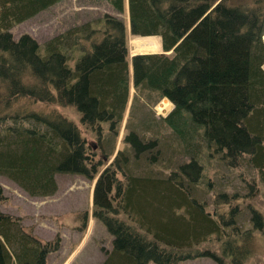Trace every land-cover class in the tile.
<instances>
[{"label": "trees", "instance_id": "trees-1", "mask_svg": "<svg viewBox=\"0 0 264 264\" xmlns=\"http://www.w3.org/2000/svg\"><path fill=\"white\" fill-rule=\"evenodd\" d=\"M59 1L0 0V174L33 196L54 194L58 173L95 180L92 216L113 237L103 264H245L262 214L251 206L254 228L242 229L237 207L217 218L198 188L209 153L264 179V0H106L115 12L44 45L14 37L13 26ZM128 33L160 37L162 51L130 56ZM163 97L174 103L166 115L144 111ZM129 108L132 154L97 157L80 124L98 139L118 134ZM172 148L188 158L158 159ZM23 219L0 208V264H47L60 235L45 239ZM212 234L218 247L201 248Z\"/></svg>", "mask_w": 264, "mask_h": 264}, {"label": "rangeland", "instance_id": "rangeland-1", "mask_svg": "<svg viewBox=\"0 0 264 264\" xmlns=\"http://www.w3.org/2000/svg\"><path fill=\"white\" fill-rule=\"evenodd\" d=\"M106 11L115 12L106 0H61L16 24L11 31L15 38L28 33L44 45L53 36L70 27L93 21ZM117 16L122 17L123 15L117 12ZM139 37L155 39L158 42V48L139 49L135 40ZM160 43L158 36H133L128 33L130 56L141 52H159L162 49ZM141 103L138 102V104ZM161 103L165 105L164 109ZM34 106L40 109L50 108L44 104ZM172 108L169 100L166 102L161 99L155 105L145 106L144 111L150 116L154 114L158 116L166 115ZM61 111L67 116H77L76 112L70 108L61 109ZM129 112L130 108L119 127L118 134L103 129L101 139H98L93 131L80 124L87 146L90 147L89 150L97 157L105 159L108 156L104 155L108 152L112 155L110 159H113L120 149L132 154L130 144L124 139L130 129L127 127ZM76 121L80 123L78 119ZM166 133L168 136L165 137L164 144H169L172 140L171 135H169L170 132ZM177 152L172 148L165 157L160 154L158 159H167V162L173 159L177 163L188 158L187 156L182 158L176 154ZM205 159L206 175L203 177L205 182L203 181L198 188L199 200L205 202L207 210L217 218L223 215L226 219L232 207H237L239 212L236 216V225L242 229H253L251 206L260 211L264 220V179L259 171L252 169L247 161L244 162L243 168H237L226 166L218 160L217 156L210 153ZM155 171L160 174L162 170L155 168ZM253 177L256 178L254 182ZM57 181L59 186L54 194L33 196L9 177L0 174V185L7 196L6 200L0 203V208L5 212L23 215V223L34 225V231L45 239L60 235V247L49 257V264H63L65 260L70 261L68 264H103L107 257L105 250L112 249L113 237L103 223L92 216L94 180L80 173H58ZM251 184H254V187H251ZM220 193L227 194L219 195ZM85 214H87L86 227L81 228ZM225 227V232H231L232 227ZM262 227V229H253V235L249 239L251 252L245 264H264V221ZM216 241H219L217 234H212L200 247L215 249L218 247ZM148 264L158 263L150 261ZM179 264L218 263L208 256H201L182 260Z\"/></svg>", "mask_w": 264, "mask_h": 264}, {"label": "bare ground", "instance_id": "bare-ground-1", "mask_svg": "<svg viewBox=\"0 0 264 264\" xmlns=\"http://www.w3.org/2000/svg\"><path fill=\"white\" fill-rule=\"evenodd\" d=\"M263 37H264V35H263ZM136 41H137V43H138V45H137V47H139V49H144V48H147V49H156V48H158V42L155 40V39H153V38H136L135 39ZM68 42V41H67ZM64 45V44H63ZM69 46V45H68ZM166 102H168V100H166ZM161 106L163 107V108H165L164 106H163V104L161 103ZM161 107V108H162ZM163 110V109H162Z\"/></svg>", "mask_w": 264, "mask_h": 264}, {"label": "crops", "instance_id": "crops-1", "mask_svg": "<svg viewBox=\"0 0 264 264\" xmlns=\"http://www.w3.org/2000/svg\"><path fill=\"white\" fill-rule=\"evenodd\" d=\"M53 253H50L49 255H48V264H49V257L52 255ZM70 258V257H69ZM68 263H70V261L69 260H65L64 262H63V264H68Z\"/></svg>", "mask_w": 264, "mask_h": 264}, {"label": "water", "instance_id": "water-1", "mask_svg": "<svg viewBox=\"0 0 264 264\" xmlns=\"http://www.w3.org/2000/svg\"><path fill=\"white\" fill-rule=\"evenodd\" d=\"M165 100H169V99L166 97Z\"/></svg>", "mask_w": 264, "mask_h": 264}]
</instances>
